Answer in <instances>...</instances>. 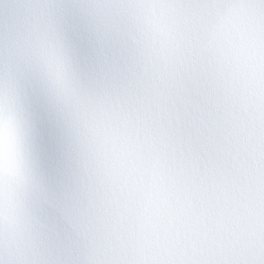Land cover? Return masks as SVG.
Here are the masks:
<instances>
[{"label":"snow or ice","instance_id":"obj_1","mask_svg":"<svg viewBox=\"0 0 264 264\" xmlns=\"http://www.w3.org/2000/svg\"><path fill=\"white\" fill-rule=\"evenodd\" d=\"M0 264H264V0H0Z\"/></svg>","mask_w":264,"mask_h":264}]
</instances>
